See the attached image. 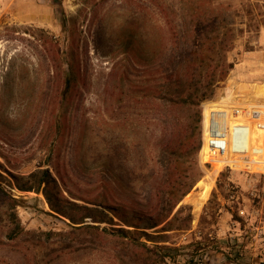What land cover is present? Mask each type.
Segmentation results:
<instances>
[{
  "label": "rangeland",
  "instance_id": "1",
  "mask_svg": "<svg viewBox=\"0 0 264 264\" xmlns=\"http://www.w3.org/2000/svg\"><path fill=\"white\" fill-rule=\"evenodd\" d=\"M215 2L255 6L249 25L235 20L249 30L229 52L234 68L215 96L202 101V120L206 102L228 91L229 83L264 82V0ZM180 5L179 0H0V163L5 167L0 172L13 181L8 172L27 176L49 170L66 199L105 209L114 219L110 224L88 217L67 225L49 214L58 215L43 193L21 192L4 181L14 195H24L17 210L31 234L9 242L0 220V264H264V139L251 162L223 167L196 214L202 182L212 168L201 163L206 162L202 121L201 146L193 152L183 144L194 131L189 112L150 93L164 91L168 81L175 56L170 21ZM145 28L168 44L142 66L126 50V37ZM64 55L78 58L85 74L67 95ZM193 179H201L187 196L201 184L194 207L182 201L170 218L182 205L190 209L172 228L145 229L161 234L155 239L160 241L139 231L124 238L118 231L134 229L125 219L139 211L166 213L171 201L166 189ZM123 205V211L111 210ZM84 224L100 225L99 231L72 227ZM48 231L55 234L47 236Z\"/></svg>",
  "mask_w": 264,
  "mask_h": 264
},
{
  "label": "trees",
  "instance_id": "2",
  "mask_svg": "<svg viewBox=\"0 0 264 264\" xmlns=\"http://www.w3.org/2000/svg\"><path fill=\"white\" fill-rule=\"evenodd\" d=\"M179 1L182 5L175 8L173 11L175 15L174 19L170 21V23L172 22L171 26L173 29V38L170 44L172 53L175 56L171 59V71L167 77L168 81L164 86V91L161 90L157 93L151 90L148 93L150 92L151 95L158 97L160 100H165L167 103L179 106L189 112L190 118L193 120L192 123H194V131L186 136V141L183 144L192 147V151L194 152L198 151L201 146L202 115L200 105L202 101L212 99L215 96L220 84L225 81L230 71L234 68L235 61H230L229 52L234 48L236 38L249 30L245 26L238 27L235 20H246L242 21V23L246 26L249 25L248 21L253 14L255 5L250 3L247 7L242 6L238 8L229 4L225 5V3L216 5L215 0ZM262 6L264 7V5ZM136 34L135 30H132L127 35L126 50L133 54L135 62L139 65L143 66L152 62L157 58L159 53L162 54V51L167 48L168 42L166 40L161 42L154 40L148 28H145L139 36ZM158 49L162 51L158 52ZM139 55L140 57H138ZM63 62L66 63L64 69V92L67 95V92L73 89L74 84L84 80L85 74L82 70L81 61L78 58L77 60L74 58L70 59L67 55H64ZM201 163L208 162L201 161ZM0 167L5 168L1 163ZM8 173L12 176L13 181L8 180L0 172V220L5 223V228L7 229L5 237L9 242H16L25 236H29L31 232L23 225L17 210L25 200L24 195H14L11 190L5 187L4 181L12 188H16L21 192L43 193L50 208L58 213V215L54 213L49 214L59 217L67 225H71L72 223L82 224L85 222L84 219L88 217L97 223L106 222L113 224L114 222L113 217L109 216L105 209L90 208L66 199L62 194L58 180L49 170L34 171L27 176L12 172ZM111 174L118 177L116 172H111ZM197 181V179H193L187 186L182 185L180 182L170 184L166 192L170 196L171 201L169 210L166 213L149 215L139 211L137 215L131 217L135 221L129 218L125 219L126 225L135 227L134 229L122 227L118 231L123 234L124 238L135 234L134 231H139L141 234L151 238L149 239L151 241H160L155 239L160 238L161 234L148 233L145 229H152L161 224L163 225L158 232L172 228L179 215L184 210L190 209V206L182 205L170 218L172 212L183 198L185 199L183 200L184 203H191L194 207L196 192H193L189 197L187 196L194 185L199 183ZM197 187L200 188L201 185ZM159 193L160 190L157 189L155 195ZM152 195L153 193H150L149 196ZM83 209L85 213L81 217H78L76 213ZM123 209H126L125 205L111 208L114 212L123 211ZM63 217L69 219V222L65 221ZM187 219L188 221L192 219L191 211H189ZM136 221H146V226L140 227ZM99 226L84 224L72 227L74 229L92 228L99 231ZM140 228H144V230H137ZM45 234L51 236L55 233L48 231ZM59 234L62 233L60 232ZM143 245L147 246L144 242Z\"/></svg>",
  "mask_w": 264,
  "mask_h": 264
},
{
  "label": "built area",
  "instance_id": "3",
  "mask_svg": "<svg viewBox=\"0 0 264 264\" xmlns=\"http://www.w3.org/2000/svg\"><path fill=\"white\" fill-rule=\"evenodd\" d=\"M221 103V108L218 110L210 109L207 116L204 115L203 111L202 145L205 141L212 157L225 155L227 152L245 158L250 154H256L257 149L248 143L250 133L248 122L256 121L264 129V107ZM239 120H244L246 123H241ZM205 133L206 138L204 139ZM225 167L233 169L231 165H225ZM240 170L247 173L259 172L250 171L247 168Z\"/></svg>",
  "mask_w": 264,
  "mask_h": 264
},
{
  "label": "bare ground",
  "instance_id": "4",
  "mask_svg": "<svg viewBox=\"0 0 264 264\" xmlns=\"http://www.w3.org/2000/svg\"><path fill=\"white\" fill-rule=\"evenodd\" d=\"M244 82V81H243ZM229 90L221 94L217 100L206 102L204 105V115L207 116L210 109L218 110L221 108V102L231 103L233 105H242V106H263L264 107V82L259 83H236L235 85L229 83ZM237 121V120H236ZM241 123H246L244 120H239ZM250 133L248 136V143H251L256 150V154H250L247 158L238 157L230 152H227L225 155L218 157H212L206 142L203 143L202 157L206 162L212 164V168L209 169L206 179L202 182V191L200 196L197 198L195 205V213L200 214L202 207L206 203L210 193L213 190V182L217 178L218 173L223 169L225 165L251 162L259 151L258 147L261 141L264 139V129L259 126L256 121H249ZM206 138V133L204 134V139ZM250 139V141H249ZM247 142V141H246ZM264 150V147H263ZM201 185V184H199ZM196 193L199 192L200 188L196 187ZM192 192V191H191ZM189 194V193H188ZM187 194V195H188ZM41 196H43L41 194ZM44 197V196H43ZM185 200V199H184ZM197 217V215H196Z\"/></svg>",
  "mask_w": 264,
  "mask_h": 264
},
{
  "label": "water",
  "instance_id": "5",
  "mask_svg": "<svg viewBox=\"0 0 264 264\" xmlns=\"http://www.w3.org/2000/svg\"><path fill=\"white\" fill-rule=\"evenodd\" d=\"M183 200H184V198H183ZM183 200H182V201H183ZM182 201H181V202H182Z\"/></svg>",
  "mask_w": 264,
  "mask_h": 264
}]
</instances>
